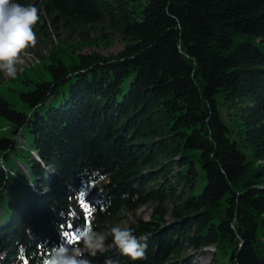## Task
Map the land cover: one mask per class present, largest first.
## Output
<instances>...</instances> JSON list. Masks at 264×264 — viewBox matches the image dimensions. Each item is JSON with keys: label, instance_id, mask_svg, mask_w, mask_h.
<instances>
[{"label": "trees", "instance_id": "16d2710c", "mask_svg": "<svg viewBox=\"0 0 264 264\" xmlns=\"http://www.w3.org/2000/svg\"><path fill=\"white\" fill-rule=\"evenodd\" d=\"M17 2L38 9L37 39H63L9 88L0 73V264H42L66 232L142 205L123 228L148 237L146 258L110 236L92 264L211 247L216 264H264V0ZM109 33L120 51L83 52Z\"/></svg>", "mask_w": 264, "mask_h": 264}, {"label": "clouds", "instance_id": "9594fccd", "mask_svg": "<svg viewBox=\"0 0 264 264\" xmlns=\"http://www.w3.org/2000/svg\"><path fill=\"white\" fill-rule=\"evenodd\" d=\"M40 17L34 6H25L17 0H0V73L15 78L22 53L37 43L34 26ZM112 244L119 253L132 261L146 258V235H134L132 229L114 226L109 232ZM50 249L42 264H92L89 257L103 253L106 237L90 226H84L75 242L67 240ZM105 264H115L109 260Z\"/></svg>", "mask_w": 264, "mask_h": 264}, {"label": "rangeland", "instance_id": "374dc122", "mask_svg": "<svg viewBox=\"0 0 264 264\" xmlns=\"http://www.w3.org/2000/svg\"><path fill=\"white\" fill-rule=\"evenodd\" d=\"M49 32H50V37H51L50 39H45V40L37 39V43L34 47H29L22 53L21 58L18 62V71H21L24 69L26 70L28 68L31 69L33 65L40 62V58H42L43 56H46L49 53V51L51 50L54 44L59 43V40L63 39L62 34H58L54 32V30H52L51 28L49 29ZM108 35H109V40H110L109 43L102 44L100 42H97L98 45L91 44L90 46H85L83 49V52L97 51L101 53L102 55L107 56V55L114 54L120 51L124 46V42L122 38L116 33H109ZM89 37L90 38L98 37V33L90 32ZM42 41H45V42H42ZM39 67H34L32 70L36 68L37 70H39ZM28 70H26V72H30ZM12 79L13 78L11 77H7L3 75V80L5 81L4 85L9 88L7 82H10ZM5 90H7V88L4 87L3 91ZM13 98L14 96H11L10 99L13 100L12 102L16 103V100ZM21 141H22L21 137H17V142L19 143ZM18 168L21 170L23 174L28 175V170L25 165L18 163ZM30 188L32 191L34 190L33 187L30 186ZM5 192L7 195L9 194L8 189H6ZM94 197L95 196H91L93 200L96 199ZM150 211H151V206H148V205L139 206L133 214H124L122 220L119 223H114L111 226L106 227L105 232L104 233L102 232V233L105 235L106 238H108L110 237L109 232L112 227L114 226H119L121 228L126 227L130 222H133L134 219L136 218H142L144 220H147L149 218ZM111 247H112L111 245H106L105 248H111ZM186 253L189 256L193 257L194 259L193 264H216L215 255H214L215 251H214V248L212 247L204 248L198 251L187 250Z\"/></svg>", "mask_w": 264, "mask_h": 264}, {"label": "snow or ice", "instance_id": "6c2138e0", "mask_svg": "<svg viewBox=\"0 0 264 264\" xmlns=\"http://www.w3.org/2000/svg\"><path fill=\"white\" fill-rule=\"evenodd\" d=\"M80 202H81L82 205L85 203V201L83 199ZM85 211H86L87 214L90 215V210L89 209L86 208ZM68 228H72V224L71 223L68 224ZM65 235H69V233L66 232ZM71 239L74 242L77 239V236L75 234H71Z\"/></svg>", "mask_w": 264, "mask_h": 264}]
</instances>
